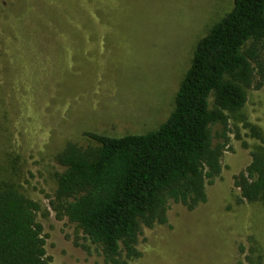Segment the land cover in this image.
Instances as JSON below:
<instances>
[{"label": "rangeland", "instance_id": "rangeland-1", "mask_svg": "<svg viewBox=\"0 0 264 264\" xmlns=\"http://www.w3.org/2000/svg\"><path fill=\"white\" fill-rule=\"evenodd\" d=\"M232 4L0 0V187L13 185L40 205L49 264H105L48 205L61 170L55 155L68 141L93 144L83 132L121 137L157 129L173 109L197 41ZM228 128L206 202L187 210L170 201L167 224L142 229L141 256L130 264H236L240 244L261 248L264 264V205L238 203L233 185L253 147L264 151V84L248 90ZM220 132L213 127L214 143Z\"/></svg>", "mask_w": 264, "mask_h": 264}, {"label": "trees", "instance_id": "trees-1", "mask_svg": "<svg viewBox=\"0 0 264 264\" xmlns=\"http://www.w3.org/2000/svg\"><path fill=\"white\" fill-rule=\"evenodd\" d=\"M263 84L264 0H233L197 41L173 109L157 129L121 137L83 132L93 144L68 141L55 155L61 170L50 209L74 224L105 264L136 261L142 229L166 225L170 201L187 210L206 202V183L221 172L228 120L243 108L248 90ZM214 126L221 142L213 141ZM250 157L233 178L237 202L264 205L263 149L253 147ZM41 211L15 186L0 187V264H49ZM237 250L243 259L236 264H262L254 244Z\"/></svg>", "mask_w": 264, "mask_h": 264}]
</instances>
